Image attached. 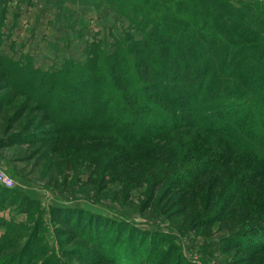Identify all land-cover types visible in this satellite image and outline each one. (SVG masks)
Returning a JSON list of instances; mask_svg holds the SVG:
<instances>
[{
  "label": "rangeland",
  "instance_id": "obj_1",
  "mask_svg": "<svg viewBox=\"0 0 264 264\" xmlns=\"http://www.w3.org/2000/svg\"><path fill=\"white\" fill-rule=\"evenodd\" d=\"M163 1L149 0L158 2L150 18L163 10ZM240 1L264 7V0ZM142 2L0 0V62L29 61L39 70L58 71L92 59L91 44L110 54L116 42L141 39L150 29L151 24L143 23ZM172 9L179 11L177 5ZM2 64L0 97L10 99L0 104V140L19 130L47 140L0 142V156L12 161L18 173L0 164L13 174L14 189L33 201L19 204L15 196L13 203L0 207V242L5 245L0 264H114L111 246L105 258L103 240L62 222L56 207L126 221L145 231L141 240L151 232L142 243L148 242L156 256L168 251L172 263L182 256L184 264H264V230L255 227L264 219V168L183 166V151L167 145L202 142L197 129H183L180 137L167 141H147L126 132L105 135L108 128L93 123L53 140L56 131L43 112L25 95L12 94ZM204 146L203 151L211 149ZM243 153L252 157L253 152H242L245 158ZM176 159L181 164L168 165Z\"/></svg>",
  "mask_w": 264,
  "mask_h": 264
},
{
  "label": "trees",
  "instance_id": "obj_2",
  "mask_svg": "<svg viewBox=\"0 0 264 264\" xmlns=\"http://www.w3.org/2000/svg\"><path fill=\"white\" fill-rule=\"evenodd\" d=\"M236 1L238 7L232 0H164L163 10L150 18L158 2L144 0L143 23L151 27L141 39L118 41L110 54L91 44L92 59L58 71L39 70L29 61L0 62L8 71L4 79L12 94L25 95L43 112L56 131L53 140L93 123L105 125V135L126 132L147 141H167L180 137L183 129H197L202 142L167 145L183 151V166L264 168V7ZM9 99L0 97V104ZM43 139L19 130L0 142L5 146ZM206 143L211 149L203 151ZM249 150L252 157L240 156ZM176 162L181 164L176 159L168 165L175 167ZM15 196L19 204L33 202L19 189L0 186V207L13 203ZM54 212L79 233L103 240L105 258L111 246L114 264H184L182 256L170 262L168 251L156 256L148 242L142 243L151 232L141 240L145 231L126 221L113 222L74 207H56ZM255 227L264 230V219Z\"/></svg>",
  "mask_w": 264,
  "mask_h": 264
},
{
  "label": "built area",
  "instance_id": "obj_3",
  "mask_svg": "<svg viewBox=\"0 0 264 264\" xmlns=\"http://www.w3.org/2000/svg\"><path fill=\"white\" fill-rule=\"evenodd\" d=\"M0 186L5 188H14L15 181L10 173H8L1 165H0Z\"/></svg>",
  "mask_w": 264,
  "mask_h": 264
},
{
  "label": "crops",
  "instance_id": "obj_4",
  "mask_svg": "<svg viewBox=\"0 0 264 264\" xmlns=\"http://www.w3.org/2000/svg\"><path fill=\"white\" fill-rule=\"evenodd\" d=\"M0 162L4 165V167H8L7 169L12 173L13 171L17 174L18 171L14 169V164L12 161L3 158V156H0ZM1 165V164H0ZM2 166V165H1ZM9 172V173H10ZM13 175V174H12ZM43 189V188H42Z\"/></svg>",
  "mask_w": 264,
  "mask_h": 264
}]
</instances>
